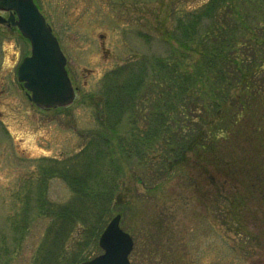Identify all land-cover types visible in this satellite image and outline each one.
<instances>
[{
  "label": "rangeland",
  "instance_id": "374dc122",
  "mask_svg": "<svg viewBox=\"0 0 264 264\" xmlns=\"http://www.w3.org/2000/svg\"><path fill=\"white\" fill-rule=\"evenodd\" d=\"M204 1L36 0L60 40L77 92L72 104L51 109L39 108L17 78L30 41L0 23V264L76 260V228L62 227L58 237L50 229L47 203L73 197L67 181L51 170L72 162L90 135H106L105 76L127 61L163 53L167 45L154 36L173 27L174 9ZM111 143L119 154L117 141ZM122 168L115 215L133 236L132 264H264V201L257 190L222 177L213 183L207 179L213 170L192 173L186 163L161 172L150 160Z\"/></svg>",
  "mask_w": 264,
  "mask_h": 264
},
{
  "label": "trees",
  "instance_id": "16d2710c",
  "mask_svg": "<svg viewBox=\"0 0 264 264\" xmlns=\"http://www.w3.org/2000/svg\"><path fill=\"white\" fill-rule=\"evenodd\" d=\"M173 21L154 36L167 45L163 53L127 61L105 76L106 135H90L72 162L51 170L73 192L65 204L46 205L55 237L62 227L77 230L71 264L102 252L99 237L120 206L123 163L154 161L155 172L180 163L192 173L213 170L211 182L246 183L264 201V0H206L175 8ZM152 150L159 156L150 158ZM215 192L217 202L221 190Z\"/></svg>",
  "mask_w": 264,
  "mask_h": 264
},
{
  "label": "water",
  "instance_id": "95a60500",
  "mask_svg": "<svg viewBox=\"0 0 264 264\" xmlns=\"http://www.w3.org/2000/svg\"><path fill=\"white\" fill-rule=\"evenodd\" d=\"M0 22L17 26L31 42V54L18 68V79L29 98L40 108L70 105L76 98V88L67 70V57L35 0H0ZM116 214L102 232L99 244L103 252L78 264H132L133 236L121 227Z\"/></svg>",
  "mask_w": 264,
  "mask_h": 264
},
{
  "label": "flooded vegetation",
  "instance_id": "af4514ba",
  "mask_svg": "<svg viewBox=\"0 0 264 264\" xmlns=\"http://www.w3.org/2000/svg\"><path fill=\"white\" fill-rule=\"evenodd\" d=\"M6 13H8V12H6ZM19 66V65H18ZM17 70H18V67H17V69H16V74H17ZM19 83H20V85L23 87V85H22V83L19 81Z\"/></svg>",
  "mask_w": 264,
  "mask_h": 264
}]
</instances>
